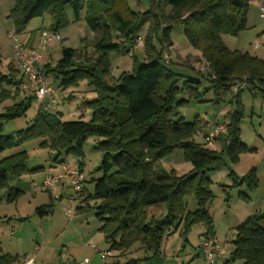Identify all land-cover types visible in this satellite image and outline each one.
I'll use <instances>...</instances> for the list:
<instances>
[{
    "label": "trees",
    "instance_id": "obj_1",
    "mask_svg": "<svg viewBox=\"0 0 264 264\" xmlns=\"http://www.w3.org/2000/svg\"><path fill=\"white\" fill-rule=\"evenodd\" d=\"M149 1L150 9L142 13L132 11L127 0H15L9 19L18 34L26 32L32 20L46 14L51 17L47 29L60 33L70 25L67 8L72 10L75 22L81 21L86 11L84 20L88 28L101 33V39L94 44L97 58L86 63L80 59L79 51L64 49L55 64L42 66L48 80L59 83V88L77 87L86 81L96 97L87 102L93 112L89 122H64L60 114L39 106L26 129L5 136L4 124L25 117L36 100L29 94L18 101L26 92L20 87L24 75L10 64L7 74L0 73V105L8 100L14 102L0 113V155L41 139L40 148L64 152L82 162L88 140L103 139L98 144L103 153L98 169L102 176L93 179V194L86 195L85 202H96L97 218L102 224L99 231L111 251L125 253L135 244L143 243L156 255L167 234L180 227L186 236L195 225H203L204 238H214V221L208 211L214 194L207 173L224 165L226 158L238 163L241 154L250 151L242 143L240 129L243 118L240 98L245 89L236 93L239 106L225 125L226 133L217 136L222 140L221 151L196 141L198 132L208 122L199 118L193 123L178 119L176 107L185 102L178 101L183 93L179 86L182 76L170 70L164 56V51L172 46L171 31L183 27L190 45L201 53L210 73L216 76V80L211 77L207 80L218 96L231 92L234 83L244 77L248 78L246 89L264 96V60L230 50L222 42L224 35L237 36L247 30L252 0ZM143 31L145 61L135 56L132 71L122 73L111 84L107 78L112 70V55L129 54L142 39ZM156 39L162 46L160 51ZM189 92L194 97L198 90L190 87ZM152 121L155 122L150 125ZM177 149L184 151L192 171L182 176L175 171L159 176L157 163ZM28 159L27 152L22 151L0 160V192L6 193L4 197L0 195V202L6 198L13 203L22 196V190L9 186V179L38 170L28 169ZM79 172L82 173V168ZM256 173L253 169L236 186L245 183L254 190L258 185ZM188 197L196 200L193 212L188 211ZM158 205L166 206L167 215L161 219L150 217L147 209ZM89 208L85 204L78 213ZM36 213L42 218L51 215L53 206L37 208ZM236 231L234 251L224 264L234 261L264 264V213L249 216ZM25 260L0 252V264H23ZM136 263L134 260L129 264Z\"/></svg>",
    "mask_w": 264,
    "mask_h": 264
},
{
    "label": "rangeland",
    "instance_id": "obj_2",
    "mask_svg": "<svg viewBox=\"0 0 264 264\" xmlns=\"http://www.w3.org/2000/svg\"><path fill=\"white\" fill-rule=\"evenodd\" d=\"M127 1L134 12L143 13L150 9L149 0ZM262 4L264 0L251 1L247 30L237 36H222L224 46L230 50L249 53L252 56L256 54L259 58H264V19L261 18L260 9ZM14 6L15 0H0V73L2 74L8 73L10 64L18 65L15 43L9 35L17 37L21 43H25L29 36L34 35L33 38L37 43L41 37L40 30L51 25V17L46 14L42 18L32 20L26 32L18 34L13 21L9 19ZM66 13L70 25L60 30L62 40L49 49L42 65L55 64L61 59L64 49L79 51L82 54L80 59L86 63L97 58L94 44L101 39V33H94L88 28L84 20L86 11L82 13L79 22H75L70 8L66 9ZM144 37L145 31L141 33L142 40ZM170 37L172 46L164 51V56L170 70L182 76L179 86L183 93L178 97V101H185L176 107L178 119H183L187 123H193L197 118L208 122L196 137L198 143L205 144L204 136L211 134L216 125L228 124L230 115L238 108L236 93L231 89V92L218 96L212 83L207 80L213 74L209 76L200 74L198 68L205 67L209 73L210 70L201 53L190 45L182 26L175 27ZM155 45L158 51L162 49L157 39ZM255 45H259L260 50L256 51ZM143 49L144 45L142 48L135 46L129 54L112 55V70L107 78L108 82L115 84L122 73L131 72L135 56L139 61H145ZM189 80L198 81L200 84ZM50 83L58 102L55 113L60 114L64 122L79 120L89 122L92 119L93 112L87 106V102L93 100L96 93L86 81L69 89L59 88V83L55 84L52 80ZM190 87L198 90L196 96L190 95ZM26 96H30L28 92H24L18 101ZM13 104V100L4 102L0 105V113L5 112L6 108ZM240 104L243 109L240 123L241 140L250 151L241 154L238 163L226 158L224 165L207 173L214 194L213 201L208 204V211L214 221V239L224 249V254L216 259L215 264H224L231 259L237 227L249 216L259 212L264 213V96L257 91L245 89ZM38 109L39 103L33 100L25 117L4 124L3 135H15L26 129ZM154 122H150V125ZM102 141L103 139L100 138L88 140L82 162L73 156H67L64 152L58 153L40 148L41 139L28 141L0 155L1 160L26 151L29 157L28 169H38L21 178L9 179V186L22 190L23 194L16 202L9 203L6 198L0 202V252L18 257L20 260L34 258L35 264H75L85 258L90 260V264H129L134 260L137 261L136 264H210L201 249V241L206 233L203 225H195L186 236L182 235V227L174 233L172 230V233L167 234L156 255L143 243L135 244L125 253L110 250L104 234L99 231L102 224L97 218L96 202H85L86 195L93 194V179L102 176L98 171L103 160V153L98 150V144ZM206 147L221 151L222 140L216 137L213 146ZM80 168L85 182L81 185L83 192L74 201L72 198L76 197V193L69 177L64 178L50 190L44 191L41 188L47 177L69 174L73 170L80 171ZM156 169L159 176H166L172 171L182 176L191 172L193 166L185 160L184 151L177 149L159 161ZM253 169L257 172V187L252 190L245 183L236 186L237 183H242V178ZM5 194V191L0 192L2 197ZM186 203L188 211L196 210L194 197H188ZM85 204L90 205V208L78 213L79 208ZM43 206H53V213L40 217L36 210ZM147 211L150 217L158 219L167 215L165 205L150 207ZM102 253L109 255L106 259H102ZM229 264H243V262L234 261Z\"/></svg>",
    "mask_w": 264,
    "mask_h": 264
},
{
    "label": "built area",
    "instance_id": "obj_3",
    "mask_svg": "<svg viewBox=\"0 0 264 264\" xmlns=\"http://www.w3.org/2000/svg\"><path fill=\"white\" fill-rule=\"evenodd\" d=\"M261 16L264 18V4L261 5ZM9 38L15 43L16 49V61L17 64L24 75V81L20 84V87L24 89L29 94L36 97L39 106L47 112H55L58 102L55 97V90L52 87V84L46 77L42 61L47 54L48 50L58 41L62 40L60 33L53 32L48 29H44L41 32V37L39 44L36 48L30 49L28 47V41L21 43L18 41L17 37L9 35ZM143 40L139 39L137 42V47H143ZM259 45H256L257 49ZM200 74L204 76H209L211 73L207 71L205 67L197 69ZM210 77V76H209ZM216 78L213 74L211 78ZM248 78L244 77L242 81L237 83L231 89L234 93L244 90L248 87L247 83ZM227 128L225 125H216L211 134H206L204 136V143L206 146H213L215 138L220 134H225ZM68 173V171L65 169ZM71 178V184L74 186L76 197L72 198L74 201L79 197V194L83 192L82 184L85 182V177L83 173L79 171H71L69 174H60L54 177H47L41 188L46 191L52 189L56 184L60 183L64 178ZM72 214H70L71 216ZM96 249V247H94ZM201 249L205 258L210 262V264H215L216 259L224 254V249L218 244V242L213 238H204L201 241ZM97 250V249H96ZM108 253H102V259H106ZM23 264H35L34 258L26 259ZM79 264H90L89 259H85Z\"/></svg>",
    "mask_w": 264,
    "mask_h": 264
},
{
    "label": "crops",
    "instance_id": "obj_4",
    "mask_svg": "<svg viewBox=\"0 0 264 264\" xmlns=\"http://www.w3.org/2000/svg\"><path fill=\"white\" fill-rule=\"evenodd\" d=\"M261 18H263L262 16H261ZM264 19V18H263ZM44 29H47V28H42L41 30H40V35H41V32H42V30H44ZM34 35H31V36H29V38L27 39V41H28V47L30 48V49H32V48H36L37 46H38V44H39V41H40V38H39V41L36 43V41L34 40ZM257 44V43H256ZM256 46V45H255ZM260 47H258L257 49L255 48V50L256 51H258V50H260L259 49ZM49 51V50H48ZM52 52V51H51ZM49 54H50V52H49ZM255 56H256V54H255ZM257 58H259L258 56H256ZM259 59H261V60H264V58H259ZM15 66L17 67V68H19V66L18 65H16L15 64ZM20 69V68H19ZM23 259H26V258H23ZM85 259H88V258H85ZM84 259V260H85ZM83 260V261H84ZM90 261V260H89ZM82 262V261H81ZM81 262H78V263H75V264H79V263H81Z\"/></svg>",
    "mask_w": 264,
    "mask_h": 264
}]
</instances>
